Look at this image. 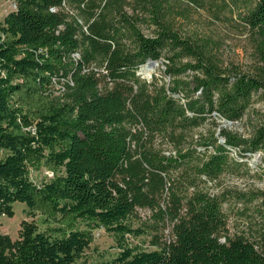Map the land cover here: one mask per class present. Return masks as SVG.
<instances>
[{"label": "trees", "instance_id": "obj_1", "mask_svg": "<svg viewBox=\"0 0 264 264\" xmlns=\"http://www.w3.org/2000/svg\"><path fill=\"white\" fill-rule=\"evenodd\" d=\"M14 1L0 22V213L23 202L46 227L0 233V264H264L206 188L239 169L233 149L264 151V124L245 137L219 123L264 94V0ZM199 9L253 35L251 71L225 64ZM162 57L169 81L139 74ZM100 228L119 252L88 263Z\"/></svg>", "mask_w": 264, "mask_h": 264}, {"label": "rangeland", "instance_id": "obj_2", "mask_svg": "<svg viewBox=\"0 0 264 264\" xmlns=\"http://www.w3.org/2000/svg\"><path fill=\"white\" fill-rule=\"evenodd\" d=\"M15 9L14 0H0V22ZM195 17L205 21V25L212 29L210 32L216 33L221 39L219 54L225 64L234 63L245 71L254 68L257 62L254 37L250 32L244 31L241 22H211L204 9L197 10ZM165 61L166 58L162 57L155 66L144 64L139 74L148 79L157 75L169 81V76L164 73ZM61 96L60 92L56 91L52 98L58 101L61 100ZM219 123L222 127L245 137H251L257 128L264 124V94L254 95L251 106L241 120L235 122L219 120ZM204 130L205 128H200L194 133L198 134ZM232 155L239 161V169L226 172L217 180L208 182L206 188L211 193L227 195L228 201L224 209L229 217L228 226L231 234L244 233L264 245V151L260 150L253 154L249 153L246 157H240L239 150L233 149ZM32 176L35 182L41 183L43 179L52 177V173L42 168L33 172ZM237 193H244L245 196L238 198ZM13 209V216L0 213V233L16 240L20 238L21 230L27 223L35 222L40 229H45V217L40 213L32 214L26 203L16 202ZM139 215L146 220L151 215V211L140 209ZM129 237L133 245L146 249L154 248L146 236ZM118 252L119 248L111 233L103 228L94 230V240L86 250L88 263L111 260Z\"/></svg>", "mask_w": 264, "mask_h": 264}, {"label": "water", "instance_id": "obj_3", "mask_svg": "<svg viewBox=\"0 0 264 264\" xmlns=\"http://www.w3.org/2000/svg\"><path fill=\"white\" fill-rule=\"evenodd\" d=\"M158 63L157 60H148L146 65L147 66H155ZM221 141H224L223 139H221Z\"/></svg>", "mask_w": 264, "mask_h": 264}]
</instances>
